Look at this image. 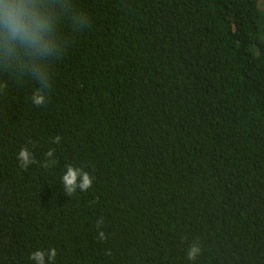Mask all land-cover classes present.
I'll return each mask as SVG.
<instances>
[{"label": "trees", "instance_id": "trees-1", "mask_svg": "<svg viewBox=\"0 0 264 264\" xmlns=\"http://www.w3.org/2000/svg\"><path fill=\"white\" fill-rule=\"evenodd\" d=\"M38 7L45 105L30 66L0 67V264H264V0ZM67 165L92 187L67 196Z\"/></svg>", "mask_w": 264, "mask_h": 264}, {"label": "clouds", "instance_id": "clouds-1", "mask_svg": "<svg viewBox=\"0 0 264 264\" xmlns=\"http://www.w3.org/2000/svg\"><path fill=\"white\" fill-rule=\"evenodd\" d=\"M39 0H0V67H31L33 70V80L38 82L39 87L31 96L32 103L43 106L46 103V93L50 88V80L47 72L41 73L38 65L33 63L37 57L41 59L51 56L56 48L51 36L50 16L44 14L38 7ZM88 23V18L86 17ZM4 86L0 85V90ZM60 137H55L54 142L59 143ZM54 149H50L45 155L46 160L42 167L48 168L56 164ZM17 160L23 170L36 160L33 154L27 149L22 148L18 152ZM63 191L67 196L87 191L92 187V177L82 168L72 165L66 166V171L61 177ZM102 220L97 221V227ZM100 239H104V233L99 232ZM201 249L198 244H193L187 250V258L195 260L200 254ZM57 252L54 248L47 251L36 250L31 253L29 259L34 264H54Z\"/></svg>", "mask_w": 264, "mask_h": 264}]
</instances>
